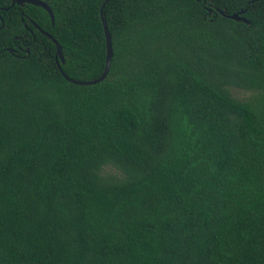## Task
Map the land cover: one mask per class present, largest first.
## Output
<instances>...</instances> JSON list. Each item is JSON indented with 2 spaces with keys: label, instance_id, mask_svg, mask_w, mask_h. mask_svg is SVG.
<instances>
[{
  "label": "trees",
  "instance_id": "obj_1",
  "mask_svg": "<svg viewBox=\"0 0 264 264\" xmlns=\"http://www.w3.org/2000/svg\"><path fill=\"white\" fill-rule=\"evenodd\" d=\"M43 1L0 0V264H264V0H108L92 85L32 23L92 79L103 0Z\"/></svg>",
  "mask_w": 264,
  "mask_h": 264
},
{
  "label": "water",
  "instance_id": "obj_2",
  "mask_svg": "<svg viewBox=\"0 0 264 264\" xmlns=\"http://www.w3.org/2000/svg\"><path fill=\"white\" fill-rule=\"evenodd\" d=\"M107 1L108 0H103L100 4V7H99L102 31H103V36H104V52L105 53H104L103 68H102L100 74L97 77L92 78V79L77 80V79L70 78L66 74H64L60 68V64L63 63V60H64L60 45L57 43V41L49 33L40 29L37 25L32 23L38 31H40L44 36L49 38L51 40V42L54 44V47H55L54 58H55L56 68L59 70V72L61 73L63 78H65L67 81H69L73 84H77V85L96 84V83L100 82L101 80H103V78L106 76V74L109 70L110 61L112 58V46H111L110 33H109L108 28L106 26L105 20L102 18V13H101V8L104 5V3ZM25 3L31 4L34 6H39L42 9H44L48 14V17L50 19V23L53 22L52 12L50 11V8L48 7V5L46 4L45 1H43V0H10V5L16 4V5L22 6ZM243 12H244L243 9H240V10L233 12V13H230V14H226V13H223L222 11H219V13L222 14L224 17H227V18L235 20V21L240 20V21L247 24L248 21L241 15ZM9 51L11 52L12 49H9Z\"/></svg>",
  "mask_w": 264,
  "mask_h": 264
},
{
  "label": "rangeland",
  "instance_id": "obj_3",
  "mask_svg": "<svg viewBox=\"0 0 264 264\" xmlns=\"http://www.w3.org/2000/svg\"><path fill=\"white\" fill-rule=\"evenodd\" d=\"M229 90H230V94L234 98L239 99V100H245V99H248L254 95V92L249 91V90H245V89H241V88L231 87ZM103 171H104V173H109L112 175L117 174V171L110 166L104 167Z\"/></svg>",
  "mask_w": 264,
  "mask_h": 264
}]
</instances>
